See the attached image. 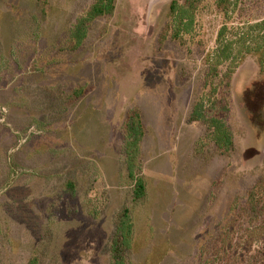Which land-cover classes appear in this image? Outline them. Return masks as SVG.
<instances>
[{
  "label": "rangeland",
  "instance_id": "1",
  "mask_svg": "<svg viewBox=\"0 0 264 264\" xmlns=\"http://www.w3.org/2000/svg\"><path fill=\"white\" fill-rule=\"evenodd\" d=\"M173 1L0 0V264H117L126 212L124 264H264V191L251 206L264 180V73L248 56L223 80L234 146L218 150L191 117L219 86L205 85L206 61L225 18L203 0L194 35L175 41ZM100 2L110 13L77 47L75 25ZM263 19L264 0H243L230 22ZM134 111L147 185L137 202L125 131Z\"/></svg>",
  "mask_w": 264,
  "mask_h": 264
},
{
  "label": "trees",
  "instance_id": "2",
  "mask_svg": "<svg viewBox=\"0 0 264 264\" xmlns=\"http://www.w3.org/2000/svg\"><path fill=\"white\" fill-rule=\"evenodd\" d=\"M243 0H215L218 10L224 15L225 22L218 32L215 50L208 55L206 61V86H214L216 79L221 78L219 86L213 87L207 94V101H199L195 105L191 120L193 122L204 123L211 132V139L218 150L222 152L230 151L234 146L233 134L228 125L229 106L219 98L222 82L230 80L232 74L240 63L248 56H253L258 60L260 72L264 73V19L258 22L246 23L243 26L231 24L232 15L239 8ZM203 0H174L170 5L169 18L172 30V37L175 41L182 42L185 35H194L196 32L197 18L202 10ZM100 2L94 5L88 13L87 19L80 20L72 34L78 40L77 47L83 42L85 28L93 19L109 14ZM79 46V47H80ZM229 65V70L225 76L221 77L220 69ZM223 82V83H224ZM86 89L74 90L69 97L72 102L82 98ZM126 131V152L128 157L129 177L134 182L133 200L135 202L147 197V185L142 176L137 174V163L139 161L141 143L143 142L145 131L142 124V117L139 112H131L125 124ZM258 184L257 189L251 194V206L257 208V192L263 193L264 180ZM126 212L118 223L116 234L112 243V258L117 264H124L126 251L130 246L133 232V222ZM264 229H262L263 231ZM254 237L261 236L259 230L254 231Z\"/></svg>",
  "mask_w": 264,
  "mask_h": 264
}]
</instances>
